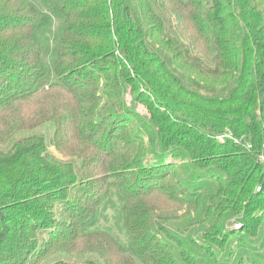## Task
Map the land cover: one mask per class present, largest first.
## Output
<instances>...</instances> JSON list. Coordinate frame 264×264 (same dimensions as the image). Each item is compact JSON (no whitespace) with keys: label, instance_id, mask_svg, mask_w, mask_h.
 <instances>
[{"label":"trees","instance_id":"obj_1","mask_svg":"<svg viewBox=\"0 0 264 264\" xmlns=\"http://www.w3.org/2000/svg\"><path fill=\"white\" fill-rule=\"evenodd\" d=\"M55 252L264 264V0H0V264Z\"/></svg>","mask_w":264,"mask_h":264},{"label":"rangeland","instance_id":"obj_2","mask_svg":"<svg viewBox=\"0 0 264 264\" xmlns=\"http://www.w3.org/2000/svg\"><path fill=\"white\" fill-rule=\"evenodd\" d=\"M48 152L55 158L63 159L62 156L59 155L52 146L48 147ZM233 228L238 229L240 228V226L235 225V227ZM68 260H69L68 256L60 253L58 254L57 252H55V253L47 254L45 260L38 264H57V263L59 264V262H67Z\"/></svg>","mask_w":264,"mask_h":264},{"label":"built area","instance_id":"obj_3","mask_svg":"<svg viewBox=\"0 0 264 264\" xmlns=\"http://www.w3.org/2000/svg\"><path fill=\"white\" fill-rule=\"evenodd\" d=\"M225 137L228 138L226 135H223V136L219 137L218 139L220 142H222V139H225Z\"/></svg>","mask_w":264,"mask_h":264}]
</instances>
